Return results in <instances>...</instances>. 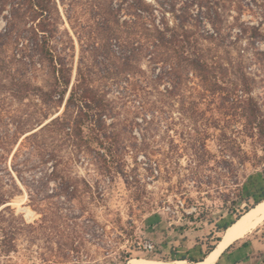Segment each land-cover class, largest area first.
I'll return each mask as SVG.
<instances>
[{"label": "rangeland", "instance_id": "1", "mask_svg": "<svg viewBox=\"0 0 264 264\" xmlns=\"http://www.w3.org/2000/svg\"><path fill=\"white\" fill-rule=\"evenodd\" d=\"M143 1L150 9L140 18L133 0H57L54 11L52 47L72 84L87 76L113 109L107 125L121 142L107 152L46 127L65 103L37 96L54 78L40 54L22 50L28 42L0 50V189L9 199L0 209V264L200 259L264 201V151L240 102L245 77L264 116V0ZM154 21L191 32L214 66L209 82L186 65L175 84L159 77L178 59L167 52L150 61L146 24ZM253 228L216 264H258L264 218Z\"/></svg>", "mask_w": 264, "mask_h": 264}, {"label": "trees", "instance_id": "2", "mask_svg": "<svg viewBox=\"0 0 264 264\" xmlns=\"http://www.w3.org/2000/svg\"><path fill=\"white\" fill-rule=\"evenodd\" d=\"M56 5L57 0H0V16L8 11L4 17L7 20V25L4 30L0 31V50L5 47L8 41L14 40L17 44L28 42L27 45H23L22 50L25 52L36 51L40 54L52 67L54 78L49 90L40 87L35 88L38 93L37 96L44 103L54 104L57 107H61L65 103L63 116L55 118L46 127L58 128L59 131L64 132L75 147L83 148L97 145L101 150L105 149L107 152L108 148L111 150L113 144L121 142V137L116 135L114 131H110L111 127L107 125V119L113 115V109L106 98V94L94 85V81L88 79L87 76L79 73V79L72 84L71 68L66 64L63 57L56 55L53 51ZM130 6L133 10V16L136 18L142 17V13L148 12L150 9V6L145 4L143 0H133ZM134 23V25L137 24L136 21ZM146 29L148 43L145 45V51L151 57V62L156 65L164 62L167 52H173L178 59L172 66L170 64L169 69H164V72L159 74L161 79L169 75L168 78L175 84L176 79L179 78L176 71L182 65H186L190 70L198 73L205 82H209L213 78L214 66L204 59L199 49V43L192 38L191 32L186 30L184 26L179 25L171 28L162 24L157 25L154 21L152 27H147L146 24ZM131 44L133 53L138 54L136 44L134 42ZM166 67H168V63ZM188 74L187 72L186 75ZM240 85L244 87L245 91L240 100L241 107L248 124L256 131L264 151V116L261 114L258 103L251 96L249 83L245 77L241 80ZM68 93L69 97L66 100ZM111 155L115 156L113 152ZM67 189H70V185ZM75 190L77 189L75 188ZM75 190L73 193L76 192ZM8 202L9 199L0 189V209ZM263 202L258 204L257 201L253 207L246 208L241 215L237 216L236 222ZM1 216L2 212L0 213V226L4 224ZM195 216L196 214H193L190 218L195 220ZM9 226L12 230V225ZM228 229L225 228L226 231ZM6 236L7 234L3 238L6 239ZM224 238L225 234L222 237H217L214 243H207V251L203 253L200 259L185 258L181 261L190 264L203 262L216 250L215 248L223 242ZM12 240L14 239L12 238ZM239 242L231 245L224 253L223 258L234 254ZM258 264H264V251L259 256Z\"/></svg>", "mask_w": 264, "mask_h": 264}, {"label": "bare ground", "instance_id": "3", "mask_svg": "<svg viewBox=\"0 0 264 264\" xmlns=\"http://www.w3.org/2000/svg\"><path fill=\"white\" fill-rule=\"evenodd\" d=\"M264 218V202L258 206L256 209L247 213L242 217L240 221L234 224L226 232L225 238L221 244L214 250L213 253L203 262L197 264H216L221 255L237 240L242 239L244 236H247L250 233V230L255 227V225ZM254 229V228H253ZM252 231V230H251ZM131 264H190L185 261H174V262H160V261H133Z\"/></svg>", "mask_w": 264, "mask_h": 264}, {"label": "built area", "instance_id": "4", "mask_svg": "<svg viewBox=\"0 0 264 264\" xmlns=\"http://www.w3.org/2000/svg\"><path fill=\"white\" fill-rule=\"evenodd\" d=\"M146 250L152 252L154 250V246L152 244L146 245Z\"/></svg>", "mask_w": 264, "mask_h": 264}, {"label": "water", "instance_id": "5", "mask_svg": "<svg viewBox=\"0 0 264 264\" xmlns=\"http://www.w3.org/2000/svg\"><path fill=\"white\" fill-rule=\"evenodd\" d=\"M260 203H261V202H260ZM227 229H228V228H227ZM221 242H222V241H221ZM215 249H216V248H215ZM227 250H228V249H227ZM227 250H226V251H227ZM226 251H225V252H226ZM225 252H224V253H225ZM224 253L221 255V257L224 255ZM221 257H220V259H221Z\"/></svg>", "mask_w": 264, "mask_h": 264}, {"label": "crops", "instance_id": "6", "mask_svg": "<svg viewBox=\"0 0 264 264\" xmlns=\"http://www.w3.org/2000/svg\"><path fill=\"white\" fill-rule=\"evenodd\" d=\"M223 258V256L221 257V259ZM220 260V259H219Z\"/></svg>", "mask_w": 264, "mask_h": 264}]
</instances>
